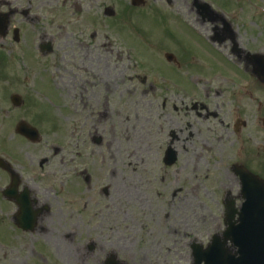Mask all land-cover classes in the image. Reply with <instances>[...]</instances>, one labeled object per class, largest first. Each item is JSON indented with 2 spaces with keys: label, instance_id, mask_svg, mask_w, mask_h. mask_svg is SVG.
I'll list each match as a JSON object with an SVG mask.
<instances>
[{
  "label": "rangeland",
  "instance_id": "374dc122",
  "mask_svg": "<svg viewBox=\"0 0 264 264\" xmlns=\"http://www.w3.org/2000/svg\"><path fill=\"white\" fill-rule=\"evenodd\" d=\"M41 1L47 5L39 11V39L51 44L55 52L47 55V58L42 57L39 65L27 69L29 81L24 85L29 91L36 88L39 115L46 117L44 120L39 118V130L43 138L39 145V169L43 168L40 161L47 158L49 162L44 165L45 170L58 173L57 179L61 181L59 185L68 187L72 186V173H87L91 180L88 184L84 182V186H92L93 190L95 187L103 190L110 186L111 192L116 190L117 194H126L129 198V203L124 201L122 206L121 197L114 196V199L100 195L98 201L101 208L105 204H119L124 215L132 216L140 223L143 222L138 216H145L148 212H155V215L160 213L159 221L154 227L152 224V228L158 231L164 220L168 223L167 227L159 230L167 233L171 231L164 241H155L150 246L148 241H141L150 239L147 232L151 225L146 222L141 226L131 224L132 230L128 234L122 232V245L128 239L133 240L129 236L137 233V248H129L133 249L130 254L136 258L135 263L140 264L145 259L144 264H192L191 245H207L210 237L222 232L223 228L218 218L217 223L200 221L209 220L216 213L222 216V202L225 198L230 199V195L236 203V209L240 208V179L232 172V164L247 163L253 168L264 159V132L259 123L262 113L257 110L261 104L259 102H262V93L257 90L255 97L249 93L242 99L243 93H235L239 85L250 84L247 79L249 74L238 81L232 78L234 71L236 75L243 76L238 65L242 69L245 67L250 74L253 66L238 62L235 65L236 61L230 57L232 60L229 59V65L233 69L229 72L227 64L218 59L217 53H210L205 58L202 52H194L188 53L184 71H179L167 65L159 52L173 47L175 40L189 47L202 48V43L151 16L134 18L133 28L139 41L135 39L131 42L137 44L132 50L120 27L117 29L101 21L104 7L115 10L119 3V13L120 4L126 5L129 0H88V7L92 6V13L98 16L99 22L92 24L84 34L80 32L82 24L75 23L72 8L74 2L82 0H39V6ZM174 1L175 4L167 7L163 4L164 0H148L151 3L148 8L166 10L171 14H186L181 0ZM242 1L247 9L243 15L249 30H242L235 24L239 41L247 50L253 48L252 51H258L263 48L261 52L264 53V0ZM182 19L185 25L193 22L192 16L185 15ZM68 20L75 27L66 30L61 25H67ZM126 25L128 21L123 20L121 26L129 32ZM132 51H135L137 61L146 70L179 83L181 89L193 90L194 87L188 81L191 74L209 77L215 72L229 73L226 78L228 81L219 75H214L216 79L213 82L210 79L208 83L198 81L201 94L207 89L220 88L231 94L228 99L221 100L226 104L221 107L217 119H199L198 125L193 122L194 128L199 130L194 141L188 135L189 130L187 134L181 130L182 127L187 128V120L181 109V98L187 103L186 96L162 86L168 82L154 79V76L144 81V77L149 74L137 64ZM193 55L195 57H190ZM98 58L100 63L96 62ZM83 68L91 69V73ZM42 70H48V73H41ZM30 74H38L35 82L31 80ZM97 74L102 76L101 80L96 77ZM51 77L58 88L56 96L48 85H52ZM155 95L158 97L154 98ZM249 96L254 102H250ZM245 102L251 106L247 105L240 111ZM50 104L56 106L51 107ZM71 112H77L78 115ZM231 113L235 114V120ZM240 121L245 124L239 126L237 131L234 125ZM98 140L101 142L97 144ZM170 144L177 150V160L171 167L165 157ZM189 145L195 149L189 148ZM54 149H58V152L55 153ZM250 151L252 156L249 155ZM227 177L232 180L227 185L229 188H225ZM195 186H199L198 196L192 194ZM187 192H191V195ZM92 212L94 209L88 207L90 218L94 216ZM162 216L164 219L161 222ZM144 225L146 227L142 229ZM178 226H188L187 236ZM173 229H179L180 232L173 233Z\"/></svg>",
  "mask_w": 264,
  "mask_h": 264
},
{
  "label": "flooded vegetation",
  "instance_id": "af4514ba",
  "mask_svg": "<svg viewBox=\"0 0 264 264\" xmlns=\"http://www.w3.org/2000/svg\"><path fill=\"white\" fill-rule=\"evenodd\" d=\"M166 3L172 6L175 1ZM222 3L227 20L217 13L208 18L203 16L198 0H185L184 6L190 4L199 22L210 25L207 37L212 45L229 48L233 54L241 56L236 33L228 19L230 4ZM46 5L41 1L39 6V0H0V264H105L109 256L120 264H127L125 257L134 263L136 258L130 254L132 251H126L121 244V233L130 226L125 227L128 219L123 217L120 205L105 204L101 208L98 201L100 195L109 197V189L95 187L93 190L92 186H87L77 190L59 186L58 173H46L42 179L39 143L30 142L18 133L21 124L39 130V107L36 103L33 105L30 91L24 85L29 81L27 69L39 65V11ZM146 7L147 4L141 8ZM72 8L75 23L82 24V34L99 22L98 16L92 13V6L88 7V0L74 2ZM131 8L140 9L130 4L126 11L132 13ZM106 9L103 8L101 17L104 23L107 22ZM153 16L170 26L162 15ZM61 27L68 30L75 25L68 20L67 25ZM175 42L185 50L184 43ZM44 43L46 41L41 40V44ZM182 60L186 57L175 59L178 63ZM96 62L100 63V58ZM83 69L91 73V69ZM37 75L30 74L31 80L35 82ZM14 96L21 98L18 106L12 101ZM183 104L186 120L218 118L206 105ZM190 136L193 138L195 134ZM72 175L73 181H78L80 175L87 183L91 180L87 173ZM88 207L94 209L93 218L87 213Z\"/></svg>",
  "mask_w": 264,
  "mask_h": 264
},
{
  "label": "water",
  "instance_id": "95a60500",
  "mask_svg": "<svg viewBox=\"0 0 264 264\" xmlns=\"http://www.w3.org/2000/svg\"><path fill=\"white\" fill-rule=\"evenodd\" d=\"M256 190V186L248 187L249 199L241 214V223L238 226L231 224L227 230V238H232L239 256L229 254L224 245L216 241L204 257L196 256L197 263L204 260L206 264H264V196L261 191L258 196ZM212 255L213 260L209 259Z\"/></svg>",
  "mask_w": 264,
  "mask_h": 264
},
{
  "label": "bare ground",
  "instance_id": "6f19581e",
  "mask_svg": "<svg viewBox=\"0 0 264 264\" xmlns=\"http://www.w3.org/2000/svg\"><path fill=\"white\" fill-rule=\"evenodd\" d=\"M227 182H230V179L227 178ZM228 187V186H227Z\"/></svg>",
  "mask_w": 264,
  "mask_h": 264
}]
</instances>
